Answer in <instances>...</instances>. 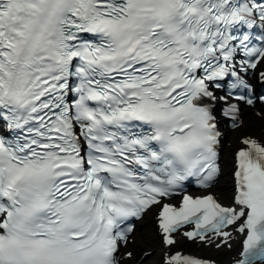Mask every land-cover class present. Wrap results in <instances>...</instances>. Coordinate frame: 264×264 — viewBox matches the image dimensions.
I'll return each mask as SVG.
<instances>
[{"label":"snow or ice","instance_id":"snow-or-ice-1","mask_svg":"<svg viewBox=\"0 0 264 264\" xmlns=\"http://www.w3.org/2000/svg\"><path fill=\"white\" fill-rule=\"evenodd\" d=\"M261 66L264 0H0V264H126L157 206L159 264H216L181 237L264 264V141L241 137L231 204L210 191Z\"/></svg>","mask_w":264,"mask_h":264},{"label":"rangeland","instance_id":"rangeland-1","mask_svg":"<svg viewBox=\"0 0 264 264\" xmlns=\"http://www.w3.org/2000/svg\"><path fill=\"white\" fill-rule=\"evenodd\" d=\"M218 183H220V185H218ZM218 186L220 188H224L226 189V186L228 187L229 189V186H230V181H229V175L225 173V171H223L220 175V178L218 179V182L216 183V188H217V191L219 193H223L221 192L219 189H218ZM225 192V191H224ZM141 222V221H140ZM148 224V223H147ZM147 224H143V225H146ZM149 225V224H148ZM143 227L144 231H146L149 235H151L152 237H156L155 234H154V231H153V227ZM157 239V238H156ZM155 241V239H154ZM158 242V240L156 241V243ZM156 245L155 244L152 249H153V254L151 256H149L147 259H145V262L144 264H156V262L159 260V254H158V249L156 248ZM202 251H206L207 254L209 255H219L220 258L224 261V262H227V259H229L230 256L234 257L232 255V252H234L235 250H231V251H227L225 250L224 248L220 249V250H216V251H213L212 249H209V250H205L204 248L202 249ZM138 252V251H137ZM147 260H150V262H147Z\"/></svg>","mask_w":264,"mask_h":264},{"label":"bare ground","instance_id":"bare-ground-1","mask_svg":"<svg viewBox=\"0 0 264 264\" xmlns=\"http://www.w3.org/2000/svg\"><path fill=\"white\" fill-rule=\"evenodd\" d=\"M139 223H140V221H139ZM143 227H145V226H141V225H140L139 230L136 232V240H137V242H136L135 245H132V248H133L134 250L138 249L142 244H144L146 241L149 240V235H147V236L145 237V240H143L142 237H141V232H142V230L144 229ZM147 227H148V225H147ZM235 243H236V241L233 242V245H234ZM232 258H233V257L230 256L229 259H227V262H226V263H227V264H231V259H232ZM144 262H145V260H144ZM147 262H150V263H151L150 260H147Z\"/></svg>","mask_w":264,"mask_h":264}]
</instances>
